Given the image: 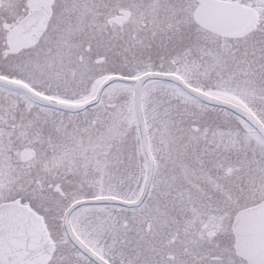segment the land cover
Segmentation results:
<instances>
[{"label": "snow or ice", "instance_id": "6c2138e0", "mask_svg": "<svg viewBox=\"0 0 264 264\" xmlns=\"http://www.w3.org/2000/svg\"><path fill=\"white\" fill-rule=\"evenodd\" d=\"M0 264H264V0H0Z\"/></svg>", "mask_w": 264, "mask_h": 264}]
</instances>
